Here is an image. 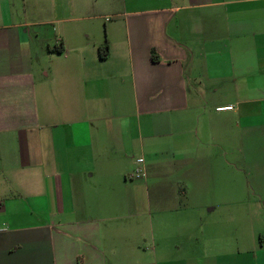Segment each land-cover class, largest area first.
I'll return each mask as SVG.
<instances>
[{"label": "crops", "instance_id": "obj_1", "mask_svg": "<svg viewBox=\"0 0 264 264\" xmlns=\"http://www.w3.org/2000/svg\"><path fill=\"white\" fill-rule=\"evenodd\" d=\"M0 264H264V0H0Z\"/></svg>", "mask_w": 264, "mask_h": 264}, {"label": "rangeland", "instance_id": "obj_2", "mask_svg": "<svg viewBox=\"0 0 264 264\" xmlns=\"http://www.w3.org/2000/svg\"><path fill=\"white\" fill-rule=\"evenodd\" d=\"M22 3L20 1H18V7L22 8ZM35 19V20H33ZM39 18H28V21H38ZM33 27L35 26H31L30 28L32 29ZM37 28H41V29H44L46 27L44 26H36ZM54 41L50 42L52 45ZM135 179V178H134ZM137 180V179H136ZM258 197L257 195H255L253 192H251L245 184L242 183L241 185V182H239L238 184V191H237V194L236 196L234 197L235 198V203L236 205L241 209V213H245L246 212V209L248 210V207L252 206L253 202H255L257 200L258 202ZM218 202H221L222 205H224L225 203V198L222 197L220 200H218ZM252 203V204H251ZM247 206V208L245 207ZM243 220H247V217L244 216L243 217ZM249 222V220H248Z\"/></svg>", "mask_w": 264, "mask_h": 264}, {"label": "built area", "instance_id": "obj_3", "mask_svg": "<svg viewBox=\"0 0 264 264\" xmlns=\"http://www.w3.org/2000/svg\"><path fill=\"white\" fill-rule=\"evenodd\" d=\"M231 108H232L231 105L217 107L218 110H226ZM135 164L136 166L134 167L129 177L139 179L145 175L144 159L142 157H138L135 160Z\"/></svg>", "mask_w": 264, "mask_h": 264}, {"label": "trees", "instance_id": "obj_4", "mask_svg": "<svg viewBox=\"0 0 264 264\" xmlns=\"http://www.w3.org/2000/svg\"><path fill=\"white\" fill-rule=\"evenodd\" d=\"M54 50L60 52V51L62 50V48H61V47H55ZM107 53H108V44L105 43L103 46H101V47L99 48V56H100L101 58H104V57L107 56ZM153 59H155V56H153Z\"/></svg>", "mask_w": 264, "mask_h": 264}]
</instances>
